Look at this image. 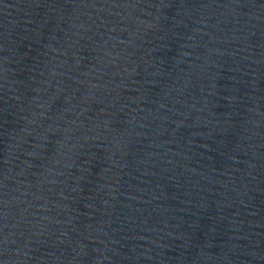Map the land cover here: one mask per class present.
Returning a JSON list of instances; mask_svg holds the SVG:
<instances>
[{
    "label": "water",
    "instance_id": "95a60500",
    "mask_svg": "<svg viewBox=\"0 0 264 264\" xmlns=\"http://www.w3.org/2000/svg\"><path fill=\"white\" fill-rule=\"evenodd\" d=\"M0 264H264V0H0Z\"/></svg>",
    "mask_w": 264,
    "mask_h": 264
}]
</instances>
